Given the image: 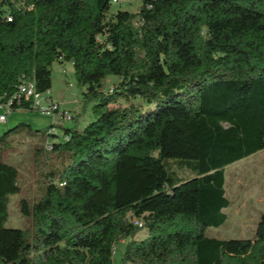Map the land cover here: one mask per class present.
I'll list each match as a JSON object with an SVG mask.
<instances>
[{
  "label": "trees",
  "instance_id": "trees-1",
  "mask_svg": "<svg viewBox=\"0 0 264 264\" xmlns=\"http://www.w3.org/2000/svg\"><path fill=\"white\" fill-rule=\"evenodd\" d=\"M118 1L0 0V103L24 79L50 91L53 64L69 62L95 117L61 142L44 131L64 164L20 202L24 230L6 227L21 186L2 157L14 129L0 136V264H115L122 241L121 264L227 255L206 232L228 219L226 167L264 150V0H142L108 19ZM110 76L121 82L106 93ZM119 99L128 106L111 107ZM259 223L264 238V213Z\"/></svg>",
  "mask_w": 264,
  "mask_h": 264
},
{
  "label": "rangeland",
  "instance_id": "rangeland-1",
  "mask_svg": "<svg viewBox=\"0 0 264 264\" xmlns=\"http://www.w3.org/2000/svg\"><path fill=\"white\" fill-rule=\"evenodd\" d=\"M142 0H119L111 5L107 18L111 19L118 11L137 13ZM121 80L112 76L104 82L103 91L110 93L115 90ZM85 88L77 84L72 63H54L52 66V88L49 96L67 111L73 120L53 119L43 115L38 110H18L7 115V122L0 124V136L14 131L7 138V146L3 147V160L19 171L21 192L10 197L9 219L7 228H28L31 219L21 213L20 202L27 200L33 205L44 194L46 174L51 170H60L64 164L58 153L44 151L50 137L44 135L45 130H54L61 142L64 129H84L95 120L92 113V103H85ZM146 108L141 100H133ZM124 99H119L111 107H127ZM38 151V152H37ZM177 169V168H175ZM182 178L191 175L179 171ZM226 194L231 200V206L225 210L228 217L220 228H210L206 234L210 238L230 242L222 264H259L264 260V238L260 236V215L264 213V150L234 163L225 169ZM147 235L142 230L136 239ZM127 241H122L116 248L115 264H121L122 253Z\"/></svg>",
  "mask_w": 264,
  "mask_h": 264
},
{
  "label": "built area",
  "instance_id": "built-area-1",
  "mask_svg": "<svg viewBox=\"0 0 264 264\" xmlns=\"http://www.w3.org/2000/svg\"><path fill=\"white\" fill-rule=\"evenodd\" d=\"M13 2L14 0H10ZM6 8L3 7L2 10ZM4 16H7V20H11V17L8 13H5ZM50 91L46 93H38L36 91L35 83L28 80H22L18 86L17 92L7 103H0V124L7 122V115L12 111V105L15 101L18 103L22 100H33L32 109L38 110L43 115L50 116L53 119H62V120H73L72 116L67 112L61 109V105L57 103L51 96H49ZM1 100V98H0ZM54 131V130H52ZM48 150H51V147H47ZM134 225L141 228L143 223L135 220ZM115 254V251H114Z\"/></svg>",
  "mask_w": 264,
  "mask_h": 264
}]
</instances>
